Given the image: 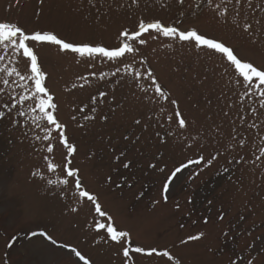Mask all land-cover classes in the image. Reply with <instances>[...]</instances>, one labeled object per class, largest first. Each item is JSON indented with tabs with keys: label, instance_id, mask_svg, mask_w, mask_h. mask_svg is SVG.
Returning <instances> with one entry per match:
<instances>
[{
	"label": "rangeland",
	"instance_id": "obj_1",
	"mask_svg": "<svg viewBox=\"0 0 264 264\" xmlns=\"http://www.w3.org/2000/svg\"><path fill=\"white\" fill-rule=\"evenodd\" d=\"M157 19L215 37L238 58L264 68V0H0V20L110 48L122 42L125 28ZM245 24L251 27L245 30ZM142 38L147 43L137 42L138 52L114 60L61 52L50 43L34 46L58 119L77 145L72 157L59 143L58 130L53 128L49 154V141L34 138L44 133L31 114L9 113L4 105L26 94L25 82L0 71V111L6 113L0 119V264H84L73 249L91 264H175L162 255L165 249L181 264H246L257 255L253 248L264 247V107L255 86L246 95L247 84L214 50L154 30ZM0 56V69L27 74L26 58L2 46ZM148 68L170 93L168 100L154 96ZM171 99L179 101L187 128L178 127ZM31 105L17 107L28 113ZM45 155L60 165L54 173ZM66 158L79 169L85 189L98 196L102 211L130 231L131 247H156L159 255L146 251L125 258L122 245L108 242L105 230L96 231L94 222L109 221L78 196L74 180L47 184L64 178ZM181 164L187 167L172 177L165 202L163 184ZM200 231V241L180 244Z\"/></svg>",
	"mask_w": 264,
	"mask_h": 264
},
{
	"label": "snow or ice",
	"instance_id": "obj_2",
	"mask_svg": "<svg viewBox=\"0 0 264 264\" xmlns=\"http://www.w3.org/2000/svg\"><path fill=\"white\" fill-rule=\"evenodd\" d=\"M135 2V0H133ZM41 5L43 4V0H40ZM251 26L248 24L244 25L245 30H248ZM154 30L157 34H161L165 37H175L180 41L194 43L196 47H204L209 50H214L222 54L226 60L229 62L230 66L233 68L235 73H238L239 77H242L243 82L247 84L246 95L249 94L253 86H255L257 92L260 96V105L264 107V68L254 66L253 63L243 61L238 58L236 54H234V50L231 46H226V44L215 37H208L206 34H200L197 29H181L179 26L169 27L165 26L160 20H155L153 22H146L144 20H140L136 29L129 31L125 28L123 31L119 33V37L122 38V42L115 47H108L102 44H93L92 42L85 41H69L66 38H63L56 33L55 30H28L24 28L22 25L17 22H12L8 20H0V46H2L5 52L11 51L15 53L21 60L27 59L28 64L26 65L25 72L27 74H22L16 67L0 69V71H4L9 77L13 74L19 78L20 81L25 82L23 86V91L26 94L19 95V98L14 100L11 105L5 104L4 107L8 109L9 113L12 110H17V114L21 117H24L28 114H31V123L35 125L37 128H42L43 136H35L36 140L49 141L46 147V152L52 154L54 152V145L50 142L53 140V128L58 130L57 136L59 143L63 145V147L67 150V156L72 157L77 152V145L75 143H70V137L66 135L67 125L61 122L58 119L56 111L58 110V105L54 103V96L50 93V90L46 87V78L47 73L42 70V66L39 61V57L37 54V49L34 47L35 45L50 43L53 45H57L61 52H72L79 54L81 57H94L101 56L106 57L109 60H114L116 58L122 57L125 54H135L139 51L136 47V43L139 45H144L147 43L145 39L142 38L143 34L149 33ZM0 59H3V56H0ZM127 71V67L125 68ZM145 74L152 81L154 85V96L158 98H163L168 100L170 98V93L164 90V87L161 83L158 82V78L155 76L153 70L148 68L145 70ZM135 76L140 78L142 74L140 72H136ZM79 79H83L80 77ZM31 82L32 87L29 89L27 86L28 83ZM239 82V81H238ZM4 84H8V80L3 81ZM75 87V85H73ZM139 86V85H138ZM147 92L148 89H142ZM255 95V93H252ZM100 97H104L107 94L104 92L99 93ZM96 98L93 97V100ZM28 101H32V105L28 108V113L24 111L18 110V105L25 104ZM171 104L175 106L174 116L176 119V123L180 129H185L188 127V120L183 115L179 108V101L177 99H171ZM255 111V110H253ZM6 115L5 111H0V119L4 118ZM107 120V117H103ZM75 119V117H73ZM87 119V117H86ZM169 121L173 119L172 116L168 117ZM12 123L18 124L19 121H12ZM135 123L139 125L141 123L140 120H136ZM159 135V133H157ZM125 139H128L126 136ZM139 139V137H137ZM242 144L243 141H240ZM264 152V149L261 150ZM124 153L121 152L119 156L115 159L119 160ZM44 161L47 163V170L49 172H55L60 165L53 163L48 155L43 157ZM200 159H204L201 156ZM212 159H215L213 157ZM259 159V157L257 158ZM189 164L193 163V161H189ZM198 163V161H196ZM208 164L212 163V160L207 161ZM125 168L129 167V163H125L123 165ZM64 167V178L58 180L48 179V185L59 184L63 186H67L70 183V179L74 180L75 191L79 197H86L90 202H93L95 207V212L98 213L101 217H107L109 221L107 224L94 222L95 229L97 232L100 230H105L106 237L108 242H115L116 244L122 245L121 251L122 255L125 258H131V256L135 253H145L147 251V255L151 256L153 254L159 255L156 247H152L150 249H145L144 247L137 246L135 248L131 247V233L128 230L120 228L115 224L113 217L109 215L106 211H102L101 204L99 203L98 196L91 194L88 190L85 189L82 184V180L79 176V169L71 167V159H67L63 165ZM150 167H155V165H150ZM187 167L185 164H181L180 167H177L170 176L166 178L165 183L162 188V199L167 202L168 200V191L169 185L172 181V177L176 176L177 173L181 171L182 168ZM163 171V169H161ZM33 175H39V173L34 172ZM44 179L43 176L40 177ZM111 180V177L108 178ZM211 203V201L209 202ZM177 208L180 207L179 204L176 205ZM77 209L73 208L72 211H76ZM221 221L224 219V213L221 212L219 217ZM244 219V217H241ZM207 219L205 223H207ZM225 236L228 235L227 232L224 233ZM205 237V233L203 231L197 232L194 235H188L186 238L180 240L181 245H187L190 242L200 241ZM51 239V237H49ZM264 243V241H262ZM252 248V245L248 246ZM253 251L257 252L256 256H251L247 259L246 264H264V247L259 250L253 248ZM75 255L79 257L81 261H84V264H91L90 259H86L85 256L81 254V252L76 251ZM209 251H212L209 249ZM243 251V249H242ZM164 257H167L170 261H175V264H181V261L178 257L174 256L169 249H165L162 253ZM239 260L243 261L242 257H238ZM229 264H237V260L229 261Z\"/></svg>",
	"mask_w": 264,
	"mask_h": 264
}]
</instances>
